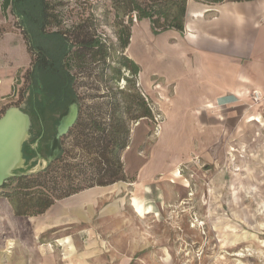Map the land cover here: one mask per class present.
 <instances>
[{
	"label": "rangeland",
	"instance_id": "rangeland-1",
	"mask_svg": "<svg viewBox=\"0 0 264 264\" xmlns=\"http://www.w3.org/2000/svg\"><path fill=\"white\" fill-rule=\"evenodd\" d=\"M59 1L68 24L88 12L87 1L96 5ZM107 6L98 0V31L116 42L112 16L104 19ZM31 60L17 20L0 7V116L13 106L29 110ZM139 86L154 117L131 126L121 155L127 181L98 196L85 190L37 217H15L0 196V264H38L39 257L50 264H264V95L252 92L234 107L198 117L167 94ZM56 116L31 121L29 146L45 145ZM37 158L30 170L45 166ZM132 197L147 209L142 216L130 206ZM81 202L90 205L78 208ZM57 216L65 229L38 233ZM62 238L73 250L59 245Z\"/></svg>",
	"mask_w": 264,
	"mask_h": 264
},
{
	"label": "trees",
	"instance_id": "trees-1",
	"mask_svg": "<svg viewBox=\"0 0 264 264\" xmlns=\"http://www.w3.org/2000/svg\"><path fill=\"white\" fill-rule=\"evenodd\" d=\"M106 1L104 19L112 16L116 42L98 31V0L94 6L87 1L88 12L70 24L65 23L59 0H0L2 12L17 20L32 56L25 74L29 110H22L31 121H41L47 112L57 115L54 134L45 143L57 153L43 169L15 175L0 188L15 217L43 216L59 201L85 190L126 182L121 155L131 126L153 120L150 101L138 82L140 67L127 54L133 22L147 20L154 35L183 32L188 0ZM73 103L76 119L55 139L56 126ZM22 155L28 162L38 151L24 142Z\"/></svg>",
	"mask_w": 264,
	"mask_h": 264
},
{
	"label": "crops",
	"instance_id": "crops-1",
	"mask_svg": "<svg viewBox=\"0 0 264 264\" xmlns=\"http://www.w3.org/2000/svg\"><path fill=\"white\" fill-rule=\"evenodd\" d=\"M127 51L140 67L139 84L149 91L159 90V95L167 94L182 106L178 109L200 117L217 108L234 107L246 101L252 92L264 95V0L219 4L188 0L183 32L167 30L154 35L149 22L141 20L132 28ZM164 116L168 122L172 118L169 113ZM158 129L161 136L163 127ZM105 188L88 191L96 190L92 195L98 196ZM133 200L138 198L132 197L130 206L139 215ZM89 205L81 202L77 207ZM141 207L145 214L147 209L143 204ZM56 219L52 224L44 223L38 233L51 230L54 234L65 229L59 225L62 218ZM58 241L73 250L69 239ZM47 262L50 264L49 259L39 257L37 263Z\"/></svg>",
	"mask_w": 264,
	"mask_h": 264
},
{
	"label": "water",
	"instance_id": "water-1",
	"mask_svg": "<svg viewBox=\"0 0 264 264\" xmlns=\"http://www.w3.org/2000/svg\"><path fill=\"white\" fill-rule=\"evenodd\" d=\"M73 109V112H71ZM71 117L64 123L66 117ZM77 116V105L71 104L67 114L59 121L56 126L55 139L65 134L68 128L73 124ZM31 129V120L27 113L20 107H9L0 116V188L9 178L22 174L32 173L43 169L19 171L21 162H25L22 155V147L29 138Z\"/></svg>",
	"mask_w": 264,
	"mask_h": 264
},
{
	"label": "bare ground",
	"instance_id": "bare-ground-1",
	"mask_svg": "<svg viewBox=\"0 0 264 264\" xmlns=\"http://www.w3.org/2000/svg\"><path fill=\"white\" fill-rule=\"evenodd\" d=\"M71 112H73V109H71ZM70 117H71V115L69 117H66L63 122L66 123ZM35 150L39 151L38 153L41 156V160H42L43 164H46L48 162V160L50 159V157L57 153V148L52 149V146L50 144L36 147ZM49 151L51 154L49 153ZM37 157H38V155L37 156L35 155L28 162H21L19 167H18V172L30 170V169L34 168L37 164L36 161H38ZM133 205H134L137 213L142 216L143 211H142V207H141L140 203L133 200ZM9 245H11V243Z\"/></svg>",
	"mask_w": 264,
	"mask_h": 264
},
{
	"label": "built area",
	"instance_id": "built-area-1",
	"mask_svg": "<svg viewBox=\"0 0 264 264\" xmlns=\"http://www.w3.org/2000/svg\"><path fill=\"white\" fill-rule=\"evenodd\" d=\"M252 94H253L255 97H258V95H259L257 92H253Z\"/></svg>",
	"mask_w": 264,
	"mask_h": 264
}]
</instances>
